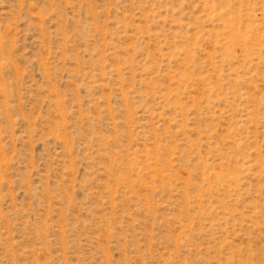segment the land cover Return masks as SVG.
I'll return each mask as SVG.
<instances>
[{"label":"rangeland","instance_id":"obj_1","mask_svg":"<svg viewBox=\"0 0 264 264\" xmlns=\"http://www.w3.org/2000/svg\"><path fill=\"white\" fill-rule=\"evenodd\" d=\"M0 264H264V0H0Z\"/></svg>","mask_w":264,"mask_h":264}]
</instances>
